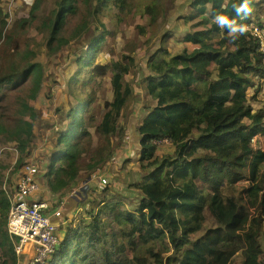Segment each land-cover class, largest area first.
<instances>
[{
  "label": "trees",
  "instance_id": "trees-1",
  "mask_svg": "<svg viewBox=\"0 0 264 264\" xmlns=\"http://www.w3.org/2000/svg\"><path fill=\"white\" fill-rule=\"evenodd\" d=\"M127 1L34 0L29 14L11 26L0 4V144H15L20 162L33 151L43 119L36 101L50 75L44 49L47 58H67L72 70L64 75L59 119L43 121L51 141L40 159L53 193L62 194L111 158L126 139L135 86L145 90L141 178L130 185L136 203L86 189L84 211L59 230V245L43 264H264V107H256L264 93V37L232 32L215 20L222 15L233 27L264 31V0H192L181 16L188 30L178 42L186 48L174 52L167 43L175 31L165 30L162 44L147 53L149 28L166 18L164 0H151L137 7L134 36L121 58L111 51V60L100 62L128 17ZM46 2L54 6L43 12ZM245 3L251 11L238 14ZM85 38L87 49L79 46ZM164 140L170 152L159 151ZM4 179L0 264H16Z\"/></svg>",
  "mask_w": 264,
  "mask_h": 264
},
{
  "label": "rangeland",
  "instance_id": "rangeland-1",
  "mask_svg": "<svg viewBox=\"0 0 264 264\" xmlns=\"http://www.w3.org/2000/svg\"><path fill=\"white\" fill-rule=\"evenodd\" d=\"M34 0H0V4L3 5L4 12H7L9 14L8 22L9 26L15 24L20 18L27 15L29 13V10L31 8V5ZM151 0H128L125 8V12L128 14V17L124 22L121 24V32L117 35V38L110 42L106 48L105 52L100 56V62L109 61L111 60V57L114 55L111 53V51H114L115 57L114 58H121L120 56V50L122 46L124 45L125 41H132L130 38L134 36V28L133 25L136 22V17H134L137 7L143 6L147 3H149ZM192 0H164V3L166 4L165 10V17H162L158 23L149 28V36L151 37V41L146 45L147 53L158 48L161 43V35L166 31H175V35H173L170 38V41L167 43L169 47L172 48L174 52H181L186 47L185 44L182 42H178V40L183 36L186 30H188V27L183 23V20L181 19V16L185 15L187 12V9L189 7V4ZM53 4L51 2H46L42 8L43 12H48L53 8ZM167 12V13H166ZM1 18V16H0ZM131 18V19H130ZM149 20L142 19V23H145L148 26ZM135 42L137 46L140 47V49L143 46L142 39L136 35ZM79 46H83L84 49H87V38L82 39L79 42ZM190 47V45H188ZM191 48V47H190ZM145 46L139 51L140 53H145ZM45 51L42 53V59L50 66V69L46 71V74H50L47 77L46 80V86L44 90L42 91L39 99L36 101L37 105V111L38 114L42 120L38 121V124H36V131L33 136L35 138V143L33 144V151L34 155H30L29 158H27L24 163L19 161V152L17 151L15 144H8V145H1L0 144V178L5 177L4 181V187L5 190L8 192L11 189H14V186L17 185L18 177L20 175L21 169L24 167L23 164H29L30 170L29 173H32L34 169V160L36 161V157H38V160L40 162V158L43 156L44 153L47 151V147L41 151H36L38 148L42 147V144L45 142V138H48L51 136V130L46 129L43 127V121L46 123L52 122V120L59 119V115L57 114V107L61 102L65 100V83H64V75L67 73H71L72 70L68 65V59L64 58L63 56L60 57H53V58H47ZM148 55V54H147ZM147 56H145L143 59H146ZM141 68H144V63L141 65ZM136 91L141 97V86L137 84ZM103 89L108 92V85L107 81L103 82ZM50 92H53V97L49 98L48 95ZM256 107L262 106L264 107V93L261 91L260 94L257 96L256 100ZM84 115V114H82ZM127 121L132 122V116L131 118H127ZM129 125V124H128ZM49 141V138H48ZM130 140L127 138L126 143H128ZM135 142L134 145H136ZM171 146L169 144L162 145L159 147V151H170ZM21 163V164H20ZM1 165L3 168L1 169ZM126 169L129 170V172L139 173L138 165L135 164V161L132 162L131 167H129L128 164H126ZM17 167V168H16ZM44 167V166H43ZM114 171H120L119 168H115ZM92 175L85 174L83 178L78 181L76 184H74V189L72 188L66 190V195H70L73 203V213L71 216L74 215L75 212L81 214L84 209L81 211H78V206L82 205L84 203L85 199V189L91 188L89 183L92 180ZM132 181V179L130 180ZM89 182V183H88ZM112 183H114L116 189H112ZM130 182H127L126 175H124V180L118 179L115 182H110L108 179L102 180L99 178V185L101 186V189L108 188L106 190H112L113 192L121 191L126 192L129 189ZM97 188V187H96ZM99 189V188H97ZM104 189V190H105ZM45 190V187H44ZM100 190V189H99ZM68 191V192H67ZM45 192V191H44ZM77 198L74 200L73 198ZM91 199V198H90ZM125 200V198H123ZM126 201V200H125ZM89 206V204H88ZM64 232V226L59 225V230Z\"/></svg>",
  "mask_w": 264,
  "mask_h": 264
},
{
  "label": "crops",
  "instance_id": "crops-1",
  "mask_svg": "<svg viewBox=\"0 0 264 264\" xmlns=\"http://www.w3.org/2000/svg\"><path fill=\"white\" fill-rule=\"evenodd\" d=\"M143 63H144V68L142 69L141 65ZM139 69H140L141 75L144 76V72L146 70V59L142 63H140ZM140 94H141V97H139L137 91L135 90V99L128 113L129 118H131L132 116V122L127 121L126 123V137H125L126 139H124L120 144L117 145L116 150L111 156V158L102 167L96 169L94 172L91 173L93 178L90 181V183L88 182L91 188H95V189L99 188L100 190L97 189L99 192L106 191L107 195L118 194L121 197H124L128 205H130L129 204L130 201L132 202V205H134L138 198L136 196V191L133 188H131L130 185L140 180L141 178L140 171L139 173H134V172H129V170L126 169L127 167L126 164H128L129 167H131L133 161H135V164L138 165L137 159H138V155L140 151V146H139V143H136V145H134V143L139 142L140 136L138 133V125L144 115L142 105H143V101L145 97V90L143 87L141 88ZM127 138L130 140L128 143H126ZM50 141H51V138H49V141H48V138H45V142L42 144V147L38 148L36 151L37 152L41 151L45 149V147H47V151H49ZM34 143H35V138H33L32 147ZM29 155H34V151H30ZM44 155L45 153L43 154V156ZM35 159L36 161L34 160V170H35L34 175H35V178L45 187V192L35 194L31 198H29V200L26 199V201L28 202H40V201L47 202L49 205V211L53 215L54 221L58 224V226L63 225L64 231H66L68 227L72 225V221L75 215H78L79 213L75 212L74 215L71 216L74 210L72 199L70 198L71 196L69 194L66 195V190L62 194H55L51 191V189L46 184L45 178L43 176V169H44L43 164H42L43 160H40L39 162L38 157H36ZM115 168H119L120 171H114ZM124 175H126L127 182H130L128 184L129 186L128 191L126 192L117 191L115 193L111 189L106 190L108 186L106 189L105 188L101 189V186L99 185V178H101L102 180L108 179L110 182H115L118 179L124 180ZM131 179L132 181H130ZM76 183L77 182L73 183L70 188L72 187L73 189L76 188L74 187V184ZM112 189L113 190L116 189L114 183H112ZM74 190L76 191V189ZM86 197H87V193L85 189V199ZM73 199L76 200L77 198L75 197ZM82 209L83 207L82 205H80L78 206L77 210L81 211Z\"/></svg>",
  "mask_w": 264,
  "mask_h": 264
},
{
  "label": "built area",
  "instance_id": "built-area-1",
  "mask_svg": "<svg viewBox=\"0 0 264 264\" xmlns=\"http://www.w3.org/2000/svg\"><path fill=\"white\" fill-rule=\"evenodd\" d=\"M246 30L259 38L264 37V31L255 25ZM262 49L264 50V44ZM163 143L169 144L167 140ZM29 170L30 168L17 189L9 192L10 210L6 230L13 242L17 264H43L59 245V226L54 221L47 202L26 201L45 191L44 186L31 177Z\"/></svg>",
  "mask_w": 264,
  "mask_h": 264
},
{
  "label": "clouds",
  "instance_id": "clouds-1",
  "mask_svg": "<svg viewBox=\"0 0 264 264\" xmlns=\"http://www.w3.org/2000/svg\"><path fill=\"white\" fill-rule=\"evenodd\" d=\"M33 4V3H32ZM3 6V5H2ZM32 6V5H31ZM236 11H237V13L239 14V13H242V12H250L251 11V9H249L248 7H247V4L245 3L244 5H242V6H240L239 8H237L236 9ZM5 13H7V12H5ZM8 14V13H7ZM29 14V13H28ZM27 14V15H28ZM9 15V14H8ZM27 15H25V16H27ZM1 16V15H0ZM25 16H23V17H25ZM22 17V18H23ZM1 18H2V16H1ZM21 19V18H20ZM215 20H216V22L221 26V27H229L230 29H231V31L232 32H237V31H239V33H243L246 29H245V27L244 26H240L239 28H236V27H233V25H234V21H230L227 17H225V16H222V15H218L216 18H215ZM16 147V146H15ZM30 157V156H29ZM29 157H27V158H29ZM27 158H25L22 162L24 163V161L27 159ZM28 168H30V165L29 164H24V167L21 169V171H20V175H19V177H18V181H17V185L16 186H14V189L16 190L17 189V187H18V185H19V183H20V181H21V179L25 176V174L28 172L27 171V169ZM34 173H35V170L33 169V171H32V173H30V175H31V177H33V179H35L36 181H38L36 178H35V175H34ZM39 182V181H38ZM40 183V182H39ZM5 189V188H4ZM14 189H11L10 191H12V190H14ZM6 191V190H5ZM7 192V191H6ZM10 238V237H9ZM12 245V244H11ZM12 247H13V245H12ZM14 249V248H13ZM15 252V251H14ZM16 264H17V256H16Z\"/></svg>",
  "mask_w": 264,
  "mask_h": 264
},
{
  "label": "water",
  "instance_id": "water-1",
  "mask_svg": "<svg viewBox=\"0 0 264 264\" xmlns=\"http://www.w3.org/2000/svg\"><path fill=\"white\" fill-rule=\"evenodd\" d=\"M131 19V18H130Z\"/></svg>",
  "mask_w": 264,
  "mask_h": 264
}]
</instances>
